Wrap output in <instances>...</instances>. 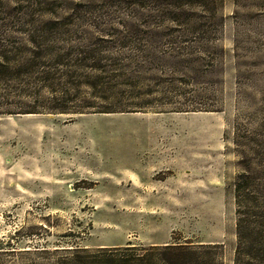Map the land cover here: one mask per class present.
I'll return each mask as SVG.
<instances>
[{
	"label": "rangeland",
	"instance_id": "1",
	"mask_svg": "<svg viewBox=\"0 0 264 264\" xmlns=\"http://www.w3.org/2000/svg\"><path fill=\"white\" fill-rule=\"evenodd\" d=\"M5 66L75 77L55 102L43 82L0 84V264L176 243L236 264L245 170L240 264H264V0H0Z\"/></svg>",
	"mask_w": 264,
	"mask_h": 264
},
{
	"label": "trees",
	"instance_id": "2",
	"mask_svg": "<svg viewBox=\"0 0 264 264\" xmlns=\"http://www.w3.org/2000/svg\"><path fill=\"white\" fill-rule=\"evenodd\" d=\"M24 11V10H23ZM32 56L30 58H34ZM6 59V57H5ZM8 59V58H7ZM31 61V60H30ZM28 63V62H27ZM28 67V64L26 65ZM91 69H98L93 66H90ZM4 71L0 74V84L6 83L10 84L12 81H20L29 84H39L44 83L45 87L51 90L53 101H59L56 96L60 94L54 90V86L56 84H60L61 80H67L69 83L75 77L71 73L61 74L59 78L55 77L53 73L45 70L46 68L35 69L26 68V71L22 73L20 70L17 71L16 74L13 73L12 68L5 66L3 67ZM51 88V89H50ZM31 96V95H29ZM67 98L69 97L66 94ZM70 99V98H69ZM37 100V97L34 98ZM39 105L34 106L32 109L22 110L23 112H19L22 114H40L38 112ZM43 110L49 111L55 114H82L81 110H74L70 112L68 109L60 108L56 106V104H51L50 106H42ZM114 111H104V113H112ZM253 181V182H252ZM254 183L256 184V180H252V176L248 170L241 172L238 177L237 187H236V203L238 206V220H237V234L239 246L237 249V260L236 264H240L241 257L244 255L240 244H242L243 240L247 237V225L249 223L248 216L249 212L247 211V203L254 201V195H252L251 189H254ZM257 200V199H255ZM223 247L221 245H188L182 243L176 244H168L162 247H149L143 248L141 252H138L137 246L132 248H126L122 250L123 253L130 252L132 254L125 255L119 260L112 259L108 261V264H221L220 259L223 254Z\"/></svg>",
	"mask_w": 264,
	"mask_h": 264
}]
</instances>
